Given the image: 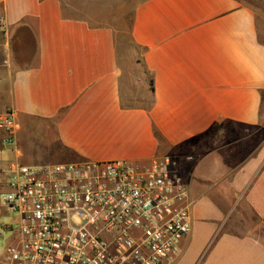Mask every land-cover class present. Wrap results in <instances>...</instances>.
Listing matches in <instances>:
<instances>
[{"label": "crops", "instance_id": "crops-1", "mask_svg": "<svg viewBox=\"0 0 264 264\" xmlns=\"http://www.w3.org/2000/svg\"><path fill=\"white\" fill-rule=\"evenodd\" d=\"M114 3L0 0V198L17 167L170 156L194 201L173 264H264V0Z\"/></svg>", "mask_w": 264, "mask_h": 264}, {"label": "built area", "instance_id": "built-area-1", "mask_svg": "<svg viewBox=\"0 0 264 264\" xmlns=\"http://www.w3.org/2000/svg\"><path fill=\"white\" fill-rule=\"evenodd\" d=\"M0 128L12 144V111ZM7 185L16 229L2 228L0 264H173L191 229L194 201L170 156L17 167Z\"/></svg>", "mask_w": 264, "mask_h": 264}, {"label": "rangeland", "instance_id": "rangeland-1", "mask_svg": "<svg viewBox=\"0 0 264 264\" xmlns=\"http://www.w3.org/2000/svg\"><path fill=\"white\" fill-rule=\"evenodd\" d=\"M128 0H115L114 5H108L104 10L103 14L109 15L110 18L116 19L120 24L126 22L127 13L121 10V8L126 7ZM0 198V204H1ZM13 215L6 214L4 208H0V259L2 258L6 247L11 241L12 233L11 231H3L2 228L5 224H11L12 229H16L15 220H13Z\"/></svg>", "mask_w": 264, "mask_h": 264}]
</instances>
